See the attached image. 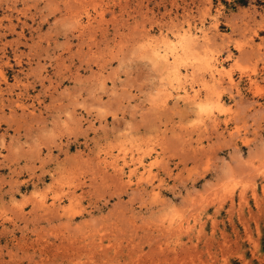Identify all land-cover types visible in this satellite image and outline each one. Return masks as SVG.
I'll use <instances>...</instances> for the list:
<instances>
[{"label":"rangeland","instance_id":"374dc122","mask_svg":"<svg viewBox=\"0 0 264 264\" xmlns=\"http://www.w3.org/2000/svg\"><path fill=\"white\" fill-rule=\"evenodd\" d=\"M0 264H264V0H0Z\"/></svg>","mask_w":264,"mask_h":264},{"label":"bare ground","instance_id":"6f19581e","mask_svg":"<svg viewBox=\"0 0 264 264\" xmlns=\"http://www.w3.org/2000/svg\"><path fill=\"white\" fill-rule=\"evenodd\" d=\"M177 25V24H176ZM199 30V29H198ZM179 33V32H178ZM184 34H186V33H184ZM148 36V35H147ZM198 37V36H197ZM170 39V38H169ZM171 41V40H170ZM193 42V41H192ZM202 44V43H201ZM204 44V43H203ZM162 45V44H161ZM197 45V44H196ZM165 46H166V44H165ZM164 47V46H163ZM194 47H195V45H194ZM161 46L160 47H154V49H153V51H154V53H156L157 55H158V57H160L161 59H164L165 61L167 60V61H169L168 60V58H169V55H171L172 57H173V55H172V53H170L169 52V49H168V47L166 48V47H164V49L163 50H161ZM173 51V50H172ZM174 53V52H173ZM184 54V53H183ZM208 54V53H207ZM187 56V55H186ZM174 60V59H173ZM170 63V62H169ZM185 65V64H184ZM204 68V67H203ZM196 69V68H195ZM225 69V68H224ZM171 74V73H170ZM182 75V74H181ZM220 75V74H219ZM181 80V79H180ZM192 84V83H191ZM175 91V90H174ZM185 94L187 95L188 93L185 91ZM178 95V94H177ZM201 96V95H200ZM197 97V95H194V99ZM193 99V100H194ZM212 101V100H211ZM197 105V104H196ZM196 107V106H195ZM141 165V164H140ZM56 200V199H55ZM39 205V204H38ZM45 207V206H44ZM57 208V207H56ZM45 211V210H44ZM47 211V210H46Z\"/></svg>","mask_w":264,"mask_h":264}]
</instances>
